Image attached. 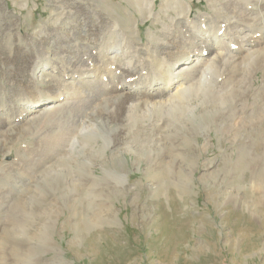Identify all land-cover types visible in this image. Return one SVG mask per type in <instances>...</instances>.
<instances>
[{
    "label": "bare ground",
    "instance_id": "1",
    "mask_svg": "<svg viewBox=\"0 0 264 264\" xmlns=\"http://www.w3.org/2000/svg\"><path fill=\"white\" fill-rule=\"evenodd\" d=\"M125 1L127 20L116 14L113 1L57 0L59 11L36 31L4 30L20 42L2 59L0 81L11 84L0 87L19 93L10 106L0 103V147L15 139V129L52 120L46 133L57 143L56 152L52 157L41 150L37 159L42 166L50 159L53 166H67L55 169L62 176L125 177L114 169L103 167L101 174L93 169L122 146L140 154L136 161L142 157L151 176L167 171L181 178L190 177L191 168L181 167L173 136L188 140L198 129L211 128L233 93L244 92L247 116L255 118L250 130L264 125V96L262 106L255 102L262 89L253 82L242 86L252 69L241 65L251 56L264 59V38L258 35L264 30V0H205L209 11L197 14L192 0ZM134 13L159 23L145 40L138 36ZM16 56L22 58L18 64ZM258 68L264 70V64ZM217 77L229 89L215 105L208 96ZM123 135L109 147L110 137ZM261 144L260 154L243 144L231 172L247 170L248 162L264 156V134ZM168 146L171 156L159 153ZM7 165L1 161L0 169ZM248 189L261 193L264 184L252 181Z\"/></svg>",
    "mask_w": 264,
    "mask_h": 264
},
{
    "label": "rangeland",
    "instance_id": "2",
    "mask_svg": "<svg viewBox=\"0 0 264 264\" xmlns=\"http://www.w3.org/2000/svg\"><path fill=\"white\" fill-rule=\"evenodd\" d=\"M54 1L0 0V67L20 42L9 39L4 30L22 35L36 31L59 11ZM106 1H113L116 14L127 20L125 0ZM207 5L205 0H192L195 14L209 11ZM134 16L141 40L159 27ZM258 35L264 38V30ZM21 59L16 56L17 64ZM262 60L251 56L241 64L252 69L242 86L253 82L262 89L255 100L260 106ZM221 81L217 77L208 96L215 105L228 96L229 87ZM0 84L11 83L2 78ZM3 87L0 103L10 106L19 91L15 95ZM244 100V92L233 93L221 104L224 111L211 128L198 129L187 141L173 136L181 167L191 168L190 177L173 178L167 171L153 177L142 157L136 161L140 154L122 146L113 158L107 149L112 159L103 165L97 162L93 169L96 174L103 167L114 169L125 177L62 176L55 169L67 166H53L54 159L42 166L37 159L41 150L49 156L56 152L57 143L51 144L46 133L52 120L38 119L15 129V139L0 147V162H9L0 169V264H264V191L248 189L252 181L264 184V156L248 162L247 170H230L239 165L235 160L244 145L259 154L262 149L264 125L250 130L255 118H248ZM119 137H110L109 147L125 136ZM160 150L173 154L170 146Z\"/></svg>",
    "mask_w": 264,
    "mask_h": 264
}]
</instances>
